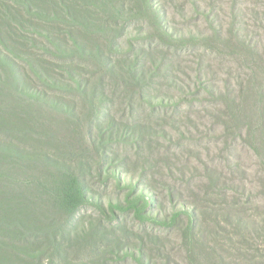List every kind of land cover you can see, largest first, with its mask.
<instances>
[{
    "label": "rangeland",
    "instance_id": "374dc122",
    "mask_svg": "<svg viewBox=\"0 0 264 264\" xmlns=\"http://www.w3.org/2000/svg\"><path fill=\"white\" fill-rule=\"evenodd\" d=\"M150 2L158 28L178 43L156 35L145 40L156 31L146 19L126 24L122 49L111 55L114 60H138L145 80L126 89L108 82L109 100H101L100 106L137 132L110 141L108 167L100 166L109 173L108 182L93 179L88 195L96 201L100 197L107 207L109 200L131 196L133 185L143 199L159 198L160 206L149 214L158 213L167 224L139 223L131 213L114 220L87 203L77 216L80 225L74 229L70 254L87 249L76 264H242L238 257L246 248L235 233L237 217L264 225V0ZM20 31L45 42L31 28ZM83 34L96 38L88 31ZM129 42L136 54L125 58L122 51ZM0 53L26 67L24 58L3 45ZM86 67L83 73L89 76L91 68ZM176 209L196 213L200 233L195 239L184 233L183 212L169 223ZM204 211L223 217L205 220ZM254 236L260 237L263 255L264 233L258 230ZM92 246L102 255L89 254ZM21 258L22 264H35ZM44 264L64 262L56 258Z\"/></svg>",
    "mask_w": 264,
    "mask_h": 264
},
{
    "label": "trees",
    "instance_id": "16d2710c",
    "mask_svg": "<svg viewBox=\"0 0 264 264\" xmlns=\"http://www.w3.org/2000/svg\"><path fill=\"white\" fill-rule=\"evenodd\" d=\"M153 15L157 17L150 0H0V45L26 64L18 65L0 53V264H22V256L35 264H44L46 259L53 263L56 258L76 264L87 249L71 255L69 248L74 229L80 225L77 216L87 203L114 220L131 213L139 223L167 224L158 213L149 214V209L160 206L159 198L145 200L133 185L131 196L109 200L107 207L100 197L96 201L88 195L93 179L108 182L109 173L100 166L108 167L110 141L137 132L100 106L101 100H109L108 82L125 88L145 80L144 66L138 60H114L111 55L122 49L120 38L126 24L146 19L156 31L148 32L145 40L156 35L178 43L158 28ZM29 28L45 42L20 31ZM84 31L96 38L85 39ZM128 44L127 51H122L125 58L136 54ZM86 65L91 68L89 76L83 73ZM144 100L154 105L148 97ZM129 103H134L131 97ZM176 210L169 223L183 212L187 217L184 233L195 239L200 233L194 223L196 213ZM202 214L215 222L223 217L219 212ZM237 223L235 233L246 248L238 260L264 264L260 237L254 236L258 230L264 233V225L241 217ZM90 250L89 254L102 255L99 248Z\"/></svg>",
    "mask_w": 264,
    "mask_h": 264
}]
</instances>
